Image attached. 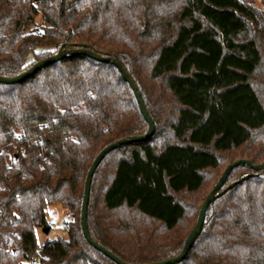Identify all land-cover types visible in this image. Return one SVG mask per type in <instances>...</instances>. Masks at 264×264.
<instances>
[{
  "label": "trees",
  "instance_id": "trees-1",
  "mask_svg": "<svg viewBox=\"0 0 264 264\" xmlns=\"http://www.w3.org/2000/svg\"><path fill=\"white\" fill-rule=\"evenodd\" d=\"M262 4L0 0V75H19L62 47L88 46L122 61L139 87L155 133L105 156L87 216L92 239L126 263L178 255L228 165L264 163ZM39 14L43 24L33 26ZM147 130L112 63L73 55L0 83V264L37 255L41 264H118L84 235L86 177L107 145ZM235 182L210 204L201 234L176 264H264V172L241 164L224 188ZM184 192L203 194L198 207L182 200ZM57 204L72 215L67 236L39 245L36 228L50 227L46 211Z\"/></svg>",
  "mask_w": 264,
  "mask_h": 264
},
{
  "label": "water",
  "instance_id": "water-1",
  "mask_svg": "<svg viewBox=\"0 0 264 264\" xmlns=\"http://www.w3.org/2000/svg\"><path fill=\"white\" fill-rule=\"evenodd\" d=\"M86 55L92 59L102 61V62H107V63H112L115 65L119 71L121 72L123 78L130 84L131 88L134 91V94L137 98L139 108L148 122V130L145 134L143 135H132V136H127L120 138L113 143L107 145L104 149H102L98 155L96 156L95 160L93 161L89 172L86 177V182H85V194H84V201H83V212H82V228L84 235L86 239L90 242L92 246H94L96 249L104 253L106 256L117 262L118 264H129L123 261L121 258H119L117 255H115L113 252L105 248L104 246L98 244L95 240L92 239L90 232H89V227H88V221H87V216H88V205H89V198H90V189H91V182L92 178L94 175V172L102 162V160L105 158V156L110 153L111 151L115 150L118 147H121L123 145L130 144L132 142H138V141H146L150 137L153 136L155 133V123L150 116L145 102L142 99L141 93L139 91V87L132 77V75L129 73L127 68L124 66L122 61L119 59L109 55V54H102L96 50H93L92 48L88 46H78V47H73V48H60L59 51L53 55H50L38 62H36L34 65H32L30 68L27 70L23 71L19 75H16L14 77H6L0 75V83H5V84H15L19 83L29 77H31L33 74L41 70L42 68L53 64L55 62H58L60 60H63L67 57L73 56V55ZM241 164H247L251 169L255 170L257 173L259 172H264V163L263 164H254L248 159H239L230 165L225 169L224 173L220 177V179L217 181L213 189L210 191V193L207 195L204 203L202 204V207L200 209L199 217L194 225L193 229L191 230L190 234L188 235L184 247L182 251L171 258L162 260V261H157V262H150V263H143V264H176L184 260L188 253L190 252L194 242L198 238V236L201 234L202 229L205 224V219L207 216V211L211 203H213L218 197H220L224 192H226L228 189L232 188L235 186V183L230 184L228 187H225L226 181L231 173V171L236 168L237 166ZM253 173H249L243 177V179L248 178L251 176ZM43 230L45 232H48L50 230V227H44Z\"/></svg>",
  "mask_w": 264,
  "mask_h": 264
},
{
  "label": "rangeland",
  "instance_id": "rangeland-1",
  "mask_svg": "<svg viewBox=\"0 0 264 264\" xmlns=\"http://www.w3.org/2000/svg\"><path fill=\"white\" fill-rule=\"evenodd\" d=\"M248 1L250 3L255 4L258 7L263 6L262 4L263 0H248ZM42 24H43V19L41 15L39 14L36 17L35 24L33 26L38 27ZM159 85L160 84H156L154 86L160 90ZM165 101L168 102V99L166 98ZM164 109L165 108H162V110ZM164 111L166 112L167 109ZM163 131H165L164 128L159 129L160 134L163 133ZM218 174H219L218 170L214 171L212 175H210L212 177L211 179L214 181V179H216ZM102 184H103V181L101 180V178L99 179L97 178L95 185H94V192H93L92 200H93V206L98 209L101 207L99 197H100ZM179 196L182 198V200L189 203L191 206L194 205L198 207L203 194L184 192V193H181ZM46 215H47V220L50 224V230L48 232H45L43 230V227L36 228L37 242L39 245L44 244L48 240L57 239L59 236L66 237L67 236L66 224L68 221L72 219L71 213H69V211L63 206H61L60 204L49 206L47 208Z\"/></svg>",
  "mask_w": 264,
  "mask_h": 264
},
{
  "label": "built area",
  "instance_id": "built-area-1",
  "mask_svg": "<svg viewBox=\"0 0 264 264\" xmlns=\"http://www.w3.org/2000/svg\"><path fill=\"white\" fill-rule=\"evenodd\" d=\"M7 167L12 168V160L10 161ZM20 264H41V256L37 255L33 257L32 259L22 261Z\"/></svg>",
  "mask_w": 264,
  "mask_h": 264
}]
</instances>
